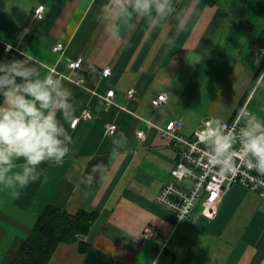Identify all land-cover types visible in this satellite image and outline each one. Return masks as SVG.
I'll list each match as a JSON object with an SVG mask.
<instances>
[{
    "label": "crops",
    "instance_id": "obj_1",
    "mask_svg": "<svg viewBox=\"0 0 264 264\" xmlns=\"http://www.w3.org/2000/svg\"><path fill=\"white\" fill-rule=\"evenodd\" d=\"M133 3L0 0V63L26 60L38 67L32 78L41 81L53 67L63 72L57 99L67 96L72 106L67 120L56 112L71 136L62 163L38 165L40 178L24 188L15 180L0 184V264H12L50 206L97 217L83 237L86 251L78 242H62L49 264H264L259 192L234 185L214 219L201 214L202 197L183 222L156 201L176 162L177 147L160 131L169 121L182 120L181 132L192 136L207 120H231L247 103L248 127L264 125V0H170L173 10L162 16L154 4L145 14L134 11ZM39 4H45L42 19L34 13ZM59 42L63 52L53 48ZM79 57L81 68L72 70L69 62ZM82 78L83 85L77 83ZM112 89L110 104L105 95ZM162 92L168 100L155 109L152 100ZM85 109L93 117L72 127L73 112L78 117ZM109 123L118 125L111 135ZM139 129L146 131L144 140ZM9 167L6 180L29 166L13 157ZM88 174L90 185L84 183ZM149 224L154 234L143 239Z\"/></svg>",
    "mask_w": 264,
    "mask_h": 264
},
{
    "label": "clouds",
    "instance_id": "obj_2",
    "mask_svg": "<svg viewBox=\"0 0 264 264\" xmlns=\"http://www.w3.org/2000/svg\"><path fill=\"white\" fill-rule=\"evenodd\" d=\"M153 4L160 16L166 12L170 14L173 10L170 0H134L132 7L137 13L147 14ZM0 71L4 73L0 76V96L4 98V103L0 104V184L13 185L15 180L24 188L30 181L40 178L41 173L36 171L38 165L45 161L59 165L68 154L69 148L65 146V141L71 143V136L59 123L56 112L59 110L67 120L72 106L67 96L63 100L57 99L60 96V85L55 81L47 78L43 81L33 79L26 60L0 63ZM17 77L20 83L16 82ZM207 135L213 146V154L221 160L214 167L227 169L226 175L231 174L229 166H234V161L227 157L232 148L231 139L216 129L210 130ZM243 135L242 148L247 158L255 161L252 169L264 175V125L257 123ZM13 157H23L29 167L24 169L23 174L18 173L6 180L5 174L11 171L9 166ZM97 167L93 166V172ZM92 181V175L88 174L84 183L90 185ZM12 196L18 197L19 192L13 191Z\"/></svg>",
    "mask_w": 264,
    "mask_h": 264
},
{
    "label": "built area",
    "instance_id": "obj_3",
    "mask_svg": "<svg viewBox=\"0 0 264 264\" xmlns=\"http://www.w3.org/2000/svg\"><path fill=\"white\" fill-rule=\"evenodd\" d=\"M35 15L42 19L45 13V4H39L34 9ZM11 45L6 49L10 50ZM54 50L63 52L65 46L59 42L53 46ZM264 53V47H261ZM83 58L79 57L69 62L72 70L81 68ZM111 74V68L106 67L102 70V75ZM66 74L51 68V75L48 79L55 82L61 81ZM84 79H78L77 83L83 85ZM134 90H129V95L133 96ZM115 90H109L105 95L108 103H113ZM168 100L166 93H159L153 100L155 109L163 106ZM250 114L247 103L240 106L235 116L229 120L214 125L211 120H207L205 125L197 128L192 136H187L181 132L182 120H171L164 127L160 128L161 134L177 147L176 162L171 169L172 179L166 180L156 197V201L174 211L178 221L183 222L191 218L194 214L195 207L200 198H202L201 214L209 219H214L219 213V206L223 195L234 185H242L251 190L259 192L264 197V175L257 173L253 168L255 161L247 158V154L242 148L244 142L243 133L251 130L245 118ZM89 109H85L81 116L75 117L71 126L75 127L81 118H92ZM118 129L116 123H109L106 126L107 134H114ZM212 129L218 130L222 135L231 139L232 148L227 153L229 160L234 161L231 168V174L226 175L227 169H218L214 166L221 163L220 158L213 154V146L208 138V132ZM137 135L141 140L146 138V131L139 129ZM189 181L186 186L181 185L178 181ZM204 192V195H202ZM155 227L149 224L143 231V239H149L153 236Z\"/></svg>",
    "mask_w": 264,
    "mask_h": 264
},
{
    "label": "trees",
    "instance_id": "obj_4",
    "mask_svg": "<svg viewBox=\"0 0 264 264\" xmlns=\"http://www.w3.org/2000/svg\"><path fill=\"white\" fill-rule=\"evenodd\" d=\"M205 1L212 4L216 0ZM4 52L5 46L0 44V59ZM30 68L33 76L38 67ZM16 82L20 83L19 77ZM96 217L95 212L86 210L71 214L54 206L48 207L34 224L12 264H49L57 246L62 242H78L79 249L86 251L88 243L83 237L89 232Z\"/></svg>",
    "mask_w": 264,
    "mask_h": 264
},
{
    "label": "rangeland",
    "instance_id": "obj_5",
    "mask_svg": "<svg viewBox=\"0 0 264 264\" xmlns=\"http://www.w3.org/2000/svg\"><path fill=\"white\" fill-rule=\"evenodd\" d=\"M202 195H204V192H202Z\"/></svg>",
    "mask_w": 264,
    "mask_h": 264
}]
</instances>
